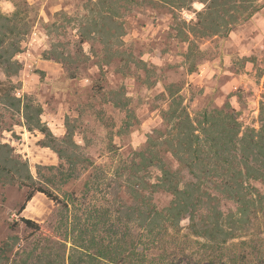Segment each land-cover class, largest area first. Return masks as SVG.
Wrapping results in <instances>:
<instances>
[{
    "label": "rangeland",
    "instance_id": "1",
    "mask_svg": "<svg viewBox=\"0 0 264 264\" xmlns=\"http://www.w3.org/2000/svg\"><path fill=\"white\" fill-rule=\"evenodd\" d=\"M138 1L139 7L123 9L119 20L125 29L123 48L138 61L131 65L132 77H126L118 63L98 66L103 45L94 34L80 43L81 22L91 19L97 0H0L4 41L0 52L13 53V45L20 49L8 69L0 66V159L27 163L33 178L27 183L59 199L36 193L19 213L29 189L22 180L0 174V264H113V248L130 245L131 233L140 239L139 251L147 254L142 264H264V212L251 216L245 234L218 248L194 235L188 219L177 229L148 236L138 222H131L125 186L126 164L144 148L148 135L164 128L166 85L180 84L192 117L230 103L244 128L259 129L264 105V8L228 38L201 40L204 58L198 71L188 74L187 44L175 38L170 9L157 0ZM204 7L194 3L180 12L181 20L194 23ZM57 44L85 54L76 65L77 78L70 79L63 64L47 59ZM110 91L125 95H109ZM120 100L130 112L114 105ZM26 107L33 116L41 109L42 123L59 141L70 121L80 163L69 167L42 146L44 135L27 129ZM168 159L176 168L177 163ZM159 176L155 168L148 174L151 182ZM171 200L166 193L154 195L159 209ZM228 208L235 206L228 203L224 211ZM21 218L37 223L40 230L26 228ZM101 244L113 247L108 257L95 255Z\"/></svg>",
    "mask_w": 264,
    "mask_h": 264
},
{
    "label": "trees",
    "instance_id": "2",
    "mask_svg": "<svg viewBox=\"0 0 264 264\" xmlns=\"http://www.w3.org/2000/svg\"><path fill=\"white\" fill-rule=\"evenodd\" d=\"M157 2L170 9L175 38L187 44L184 64L188 74L197 72L204 58L201 40L228 38L234 28L248 22L264 8V0ZM196 2L205 7L196 14L194 23L187 24L181 20L180 12ZM140 4L138 0H97L90 11L93 15L91 19L86 23L81 22L80 43H86L94 34L103 45L99 67L118 63L122 68L119 69L120 74L132 77L131 65L138 61L123 48L125 29L119 20L123 9L133 10ZM3 44L0 33V47ZM12 48L15 50L13 53L0 52V66L6 69L11 66L13 55L20 52L18 47L13 45ZM83 58L86 56L82 50L73 52L62 44L54 45L47 54L48 60L67 68L70 79L78 77L76 65L81 64ZM165 90L169 104L163 111L164 128L148 135L144 148L135 152L131 162L126 164L125 186L131 201V222H138L143 233L154 236L157 230L177 229L182 220L188 219L189 229L194 235L218 248L245 234L251 216L264 212V191L256 185L264 187V105L260 110L259 129L244 128L240 114L230 103L221 109H204L192 117L180 94V84L166 85ZM119 93L125 95L122 91H110L109 95L117 96ZM113 102L116 107L128 110V104L124 101ZM30 113V108L26 107L27 129L37 130L44 135L43 147L51 148L69 167L74 168L81 162L79 146L74 141L75 130L70 121H67L65 138L59 141L42 123L41 109L34 116ZM168 156L177 163L176 168ZM153 168L160 172L157 182H151L148 177ZM3 173L13 180H22L21 185L29 189L19 213L25 210L36 193L59 201L47 189L27 183V180H33L27 163L0 159V174ZM159 193L172 197L170 204L163 209L154 203V195ZM228 203H232L235 209L228 208V212H225L224 207ZM20 221L33 232L40 230V225L29 219L21 218ZM139 241L131 233L130 245L120 243L118 247L109 245L106 248L101 244L102 249H98L95 255L108 257V252L113 248L116 252V256L111 258L113 264H142L148 257L145 252L139 251Z\"/></svg>",
    "mask_w": 264,
    "mask_h": 264
}]
</instances>
